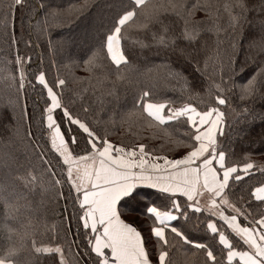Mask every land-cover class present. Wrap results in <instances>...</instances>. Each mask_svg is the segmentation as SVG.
<instances>
[{"label":"trees","instance_id":"1","mask_svg":"<svg viewBox=\"0 0 264 264\" xmlns=\"http://www.w3.org/2000/svg\"><path fill=\"white\" fill-rule=\"evenodd\" d=\"M80 2L81 0H44L45 8L40 9L36 15L42 17L49 5L64 9L70 3ZM172 2L178 5V11L187 15L184 5H191V0ZM200 2L203 3V0ZM209 2L212 4L213 16L219 17L220 22L226 25L228 14L225 6L230 0ZM13 3L14 0H0V264H104L102 258L93 250L95 234L87 224V207L83 203V194L76 190L70 179L69 165L53 147L52 136L50 135L49 142V137L42 130L39 109L44 103L45 92L40 84L45 83L44 72L48 75L49 83L54 81L57 74L66 80L64 95L61 98L62 106L67 109L64 113V127L75 131V125L84 127L82 122H87L101 137L107 136L114 144L128 150H139L138 146L144 144L153 156L181 155L186 151L183 145L187 142L183 137V130L187 127L182 122L183 118L179 122L158 125L150 120L146 113L132 111L134 98L145 87L151 89L154 101L169 99L175 101V106H180L187 102L191 104L195 99L189 98L187 90H182V83L169 75L165 65L170 61L152 43V32L137 30L156 12L163 11L168 0H147L145 4L134 9L133 0H88L89 6L79 15L59 17L52 21L61 22L59 26L52 28L54 52H50L43 42L38 46L34 44L32 48L23 47L24 41L29 38V26L24 21L27 20V13L37 6V0H26L21 8L14 11V31L18 35L21 50L32 56V65L28 69L29 80L23 92L13 83L16 64L10 63L16 54V47L10 37ZM259 3L260 0H245L250 10L246 17L243 10H240V26L234 30L228 28L225 33L220 34V38L224 40L221 51L225 60L233 54L236 56L237 81L246 78L264 63V54L247 46L250 40L264 31V9L257 11L253 7ZM129 9H133L135 16L133 11H126ZM122 12L126 14L121 19L132 14L125 23L121 24L120 20L126 36L122 43L134 64L133 69L126 73L125 79L118 80L115 76L105 75L99 70L88 72L69 61L68 58H84L89 54V49L98 44L102 34ZM204 17L203 11L195 12V20H202ZM162 18L172 21L177 26L176 31H179L180 21L174 15L165 14ZM202 35L207 39V46L201 48V52L209 50L211 54L216 36L207 30ZM138 39L151 46L141 48L136 43ZM234 40L239 43L235 53L229 47V42ZM40 52H43V60L40 59ZM172 59L177 61L175 56ZM241 68L242 73L239 72ZM211 72L210 63L209 73L216 75ZM33 73H39L35 77L38 81L36 84H32L30 79ZM20 75L23 77L22 69ZM193 77L194 86L202 87L203 82L195 74ZM59 91L57 88V92ZM51 94L56 97L49 89L47 95L51 97ZM25 99L33 111L31 137L24 134L28 120L23 117L19 118V122L12 120L6 106L9 103L14 105L19 116ZM231 103L238 112L240 101L235 93L231 96ZM248 104L257 111L264 109V99L260 96ZM221 107L226 111V130L228 126H231L234 133L242 128L247 130V135L233 137L232 151L237 157L249 153L251 162L264 165V142L261 141L264 136V124L260 121L253 125L245 124L243 117L228 111L226 106ZM73 117L78 119L74 120ZM113 117L115 123L112 122ZM121 117H124L122 122ZM57 126L60 130L61 126ZM62 137L75 157L88 156L94 150L88 148L80 133H76L78 143L74 147L69 146L65 135L62 134ZM256 178H259L258 173ZM252 183H255V180ZM140 188L142 187L135 189L125 199L131 200L134 205L137 202L149 204L157 199L150 194L151 188H147L149 194L141 192L137 195ZM61 192L63 198L60 196ZM237 203L241 212L246 211L243 202ZM229 208L233 214L226 216L240 215V212H236L231 206ZM120 211L123 218H134L132 221L135 224L140 223L142 219L147 221L151 218L143 208L134 212L131 208L120 206ZM221 218L223 219L222 216ZM149 225L150 223L147 224ZM137 227L142 233L145 232L144 223ZM169 239L174 238L170 235ZM169 252L172 264H203L204 257L190 245H177L170 248ZM233 264H239L238 260Z\"/></svg>","mask_w":264,"mask_h":264},{"label":"snow or ice","instance_id":"2","mask_svg":"<svg viewBox=\"0 0 264 264\" xmlns=\"http://www.w3.org/2000/svg\"><path fill=\"white\" fill-rule=\"evenodd\" d=\"M146 2L147 0H133V9ZM25 3L26 0H14L12 29L10 30L11 42L16 47V54L10 61L16 64L13 83L20 92L24 91L25 84L29 80L28 69L32 65V56L21 50L18 35L14 31V11ZM88 6V0H81L78 4L70 3L64 9L49 5L43 16L38 17L36 13L45 8V3L44 0H37V6L27 13V20L24 21L29 26V38L24 41L23 47L32 48L34 44L38 46L43 42L50 52H54L55 42L52 39V28L59 26L61 22L52 23V21L59 17L77 16ZM211 6L209 0H203V3L200 0H191V5L187 3L184 5L187 12L185 15L177 10L178 5L168 0L167 7L163 11L156 12L142 25V28L137 29L152 32V43L170 61L165 65L169 75L182 83V90H187L189 98L195 97L193 101L196 103L192 101L191 104L187 102L175 106V101L169 99L162 102L154 101L151 89L148 87L142 88L139 95L134 98L132 111L146 113L150 120L157 122L158 125H166L173 121L179 122L183 118L182 122L187 126L183 130V137L187 141L183 145L186 151L179 156L169 157L167 154L153 156L152 152L147 151L146 145L138 146L145 163L149 156H153L156 163L152 165V169L159 175L150 185L137 191V195L141 192L149 194L147 188H151L150 194L157 197L155 201L149 204L137 202L135 205L128 199L120 201L121 207L131 208L134 212L143 208L151 217L148 236L140 232L135 225H129L139 234L143 248V257H138L136 264H172L169 259V249L177 245H190L199 250L204 257L203 264H225V260L227 264H233L237 259L239 264H242L239 257L228 259L231 251L237 253L255 251L258 256L264 258V252L259 250V246L264 245V198L255 196L257 189H264V165L251 162L249 153L237 157L232 151L233 137L240 138L241 135H247V130L242 128L234 133L231 126H228L226 130V111L221 107L226 106L228 111L243 117L245 124L253 125L257 121L264 124V109L257 111L248 104L257 96L264 99V63L246 78L237 81L236 56L233 54L227 61L225 60L221 51V44L224 40L220 38V34L225 33L228 28L234 30L239 27L242 18L240 10H243L246 17L250 9L246 6L245 0H230V3L225 6L228 20L224 25L219 17L213 16ZM253 7L257 11L264 9V0H260V3ZM133 9L126 11H133ZM196 11H203L205 17L202 20H195ZM125 14L126 12H122L116 17L112 26L102 34V39L98 44L89 49V54H86L84 58H68L69 61L77 67H83L88 72L99 70L105 75L115 76L118 80L125 79L126 73L134 67L122 43L126 36L120 20ZM165 14H172L180 21L179 31H176L177 26L172 21H165L162 18ZM133 16H135L134 11ZM205 30L216 36L215 47L211 50V54L209 50L201 52V48L207 46V39L202 35ZM136 43L141 48L151 46L139 39ZM247 46L264 54V31L250 40ZM229 47L235 53L239 48L238 41H230ZM39 55L43 60V52ZM173 56L177 57V61L172 59ZM210 63L212 72L216 75L209 73ZM21 69L23 77L20 75ZM226 69L228 74H226ZM239 72L242 73L243 68ZM38 74L33 73L30 78L32 84L38 83L35 79ZM193 74L203 82L202 87L194 86ZM43 77L45 83L40 84V87L45 92V100L40 105L39 116L40 124L43 125L42 130L49 137V142L53 128L59 125L70 147L77 145L76 133H80L89 149L108 147L111 153L122 148L114 144L107 136L101 137L87 125V122H82L84 127L80 124L75 125V131L64 127L66 119L64 113L67 109L62 106L61 98L64 95L66 80L57 74L54 76V81L49 83L46 72L43 73ZM57 88L60 89L59 92ZM49 89L56 95L58 101L56 108L51 107L53 100L47 95ZM233 93L240 101L238 112L232 107ZM6 106L12 120L19 122L20 117L28 120V127L24 129V134L28 137L33 136V111L29 108L27 99L22 105L19 116L14 105L9 103ZM192 109H195L196 116L190 120ZM176 112H187V114L174 117L173 114ZM202 117L206 118L203 123L201 122ZM73 119H78V117H73ZM111 119L113 123L116 122L114 117ZM123 119L124 117H121V122ZM48 120L55 123L48 124L46 123ZM17 132H19V127H17ZM261 141L264 142V136L261 137ZM132 155H136L135 150L132 151ZM205 169L210 170L214 175L208 185H201L199 178ZM257 173L259 174L258 179L256 178ZM253 180L255 183H252ZM245 194H247V199H245ZM60 196L63 198L62 192ZM237 201L243 202V208L246 211H240ZM229 206L236 212H240V215L236 216L240 231L234 230L227 221L221 218L222 215L233 214ZM152 208L158 209L163 216L168 218L161 220L159 217L152 216L150 212ZM216 209H219L221 215L216 214ZM210 224L215 226V230L209 229ZM156 229H160L161 234H156ZM170 235L174 239L170 240ZM221 235L228 240L227 247L220 242Z\"/></svg>","mask_w":264,"mask_h":264},{"label":"crops","instance_id":"3","mask_svg":"<svg viewBox=\"0 0 264 264\" xmlns=\"http://www.w3.org/2000/svg\"><path fill=\"white\" fill-rule=\"evenodd\" d=\"M129 171L126 175L130 177L126 176L125 179H120L122 181L116 183L107 182L105 184L101 182L82 191L83 203L87 207V224L95 234L93 250L102 258L104 264H136L137 258L143 257L140 236L129 225L138 227L133 221L122 217L120 201L129 196L139 186L138 180L143 182L144 186H148L147 183L150 185L152 183L150 180L156 179L159 174L148 175L134 168L129 169ZM204 173L199 178L200 183L201 185H208L214 174L210 170L207 172L206 169ZM255 196L257 198H264V189H257ZM205 200H207L206 196ZM153 209L152 212L155 213L156 217L158 216L163 220V214L158 209ZM222 217L234 230L240 231L236 216L230 217L225 215ZM210 228L211 230H215L214 225H210ZM155 232L156 234H161L160 229H156ZM220 239L227 247L228 240L223 235H221ZM259 250L264 252V245H260ZM228 257L230 260L234 257H239L243 264H264V258L256 255L255 251L251 253L231 251Z\"/></svg>","mask_w":264,"mask_h":264},{"label":"rangeland","instance_id":"4","mask_svg":"<svg viewBox=\"0 0 264 264\" xmlns=\"http://www.w3.org/2000/svg\"><path fill=\"white\" fill-rule=\"evenodd\" d=\"M131 16L132 14H129L123 17L121 19V24L129 20ZM51 97L53 100L52 108H56L58 105L57 99L53 94H51ZM183 114H187V112L185 113L176 112L173 115L175 117V116H180ZM195 116H196V112L192 109V115L190 117V120L194 119ZM205 119H206L205 117H202L201 122L203 123ZM48 123L54 124L55 122L48 120ZM51 136H52L53 147L62 155L65 162L69 165L70 179L72 180L76 190L80 192L93 187L94 184L98 185L101 182L105 184L107 182L116 183L118 181H122L120 179H125V177L127 176L126 173L130 172L129 169L131 168L138 169L139 171L145 172L148 175L149 173L154 174V175L159 174L153 171L152 169V165L156 163L153 157L149 156L147 158V162L145 163L144 160L142 159V154L140 153V149L136 150L135 151L136 155L133 156L131 150H128L123 147L119 151H114L111 153L109 152L108 147H102L101 149L94 147L93 148L94 150L88 156L75 157L71 153L67 144L65 143V140L62 137V134L57 125H55V127L53 128ZM113 157H115V159ZM161 171H163V168H161ZM206 171L208 172L207 169ZM127 177H130V176L128 175ZM150 181L153 182L155 181V179H152ZM143 184H144L143 182L138 180L139 186H137V188L143 187L145 185ZM147 184L149 185V183ZM153 210H154L153 208L150 209L151 215L156 216L155 213L152 212ZM215 211L217 215H221V213L219 212V209H216ZM222 216H225V215H222ZM167 218L168 217L163 216V219H167ZM127 220L132 221L134 220V218L129 216L127 217ZM140 221L141 222L136 225L140 227V225L144 223L145 232L143 233L145 236H148L149 226H147V224L148 223L151 224L152 222L151 218H149L147 221L143 219Z\"/></svg>","mask_w":264,"mask_h":264}]
</instances>
